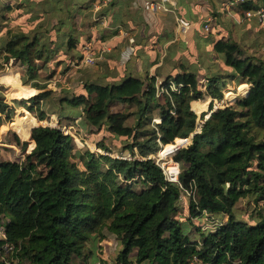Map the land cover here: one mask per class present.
Instances as JSON below:
<instances>
[{"label": "trees", "instance_id": "1", "mask_svg": "<svg viewBox=\"0 0 264 264\" xmlns=\"http://www.w3.org/2000/svg\"><path fill=\"white\" fill-rule=\"evenodd\" d=\"M96 2L0 0V68L17 63L23 84L40 80L41 71L49 79L56 66L82 63L85 47L94 48L89 29L104 16L112 27L140 21L139 10L128 9L130 0L98 10ZM256 6L248 0L243 8ZM249 19L225 25L226 35L211 28L197 34L195 50L168 45L161 61L160 47L172 38L167 31L154 42V59L140 48L123 63L103 53L98 68L79 66L76 86L53 91L41 84L42 94L38 88L18 94L22 110L38 121L49 113L59 123L79 118L105 130L129 157H111L103 142L109 154L80 150L70 135L47 125L28 127L26 141L14 135L24 160L0 158V264L86 263L104 230L116 238L117 254L96 264H188L193 258L264 264V54H257L264 29L258 24L249 36ZM231 83L249 88L197 128L194 101L206 95L212 107ZM114 103L122 109L111 111ZM13 112L0 98V116L9 121ZM183 139L171 157L177 182L167 181L151 156ZM34 158L50 177H39ZM243 198L255 215L236 216Z\"/></svg>", "mask_w": 264, "mask_h": 264}, {"label": "rangeland", "instance_id": "2", "mask_svg": "<svg viewBox=\"0 0 264 264\" xmlns=\"http://www.w3.org/2000/svg\"><path fill=\"white\" fill-rule=\"evenodd\" d=\"M96 36L99 37L100 33H97ZM257 41H259L261 44L264 43V33H262L257 38ZM262 46L260 50L257 51L258 55L264 54V45ZM130 51L131 50H128L127 52ZM114 52L115 51L113 50V53ZM120 53L121 52H118L119 57ZM95 62H97V60ZM84 63L85 62L82 61L81 67L84 66ZM70 66L71 67L63 69L61 71L60 67H54L55 74L49 79H45L47 74L45 71H41L39 74L41 76L40 80H30L27 84H23L21 81V69L17 63L15 64L12 61H9L8 63L3 65L2 69L0 68V98L4 99V101H6V103H8L14 109L12 118L9 121L5 120L3 116H0V158L7 160H24V154L16 144L14 135H17L20 141H26L22 134L32 124L33 125L31 126V129L39 124L61 129L65 134H68L72 137L73 141L75 142V147L77 146L80 150L88 149L94 153L109 154L108 152L106 153L103 149H101L100 144L103 142L104 145L110 147L111 153L109 155L111 157H120L123 159L129 157L126 152H119V150H122V144L116 146L112 142L110 137H107L108 133L105 130L99 131V129L86 126L81 123L79 118L75 119V123L73 121L62 119L60 121V124L58 117L52 113H49V119L43 120L40 123L31 113H26L24 110H22L24 109L22 107L23 99H19L17 97L18 94L24 95V92L35 88L41 90L40 93L42 94L44 90L43 88L39 87V85L41 84L47 85V89H51L53 91H59L61 89H67L68 87L70 88L76 86L75 84L77 80L75 79V75L76 70L79 67L77 66L75 68L73 67V65ZM86 66H95V68H98V66H96L95 64H86ZM246 89V86L236 88V86L231 83V85L224 91L223 98L220 99V101H214L212 107H209L211 100L210 97L203 95L200 99L194 101L197 102L196 106L198 107V109L192 107V101V110L197 114L198 120L204 119L213 111V109L224 106L228 103L229 100L236 97V95H242ZM26 102H28V100ZM121 107V104L114 103L110 106V110L116 111L122 109ZM36 121L37 123H35ZM27 142L29 150H33V146L31 145V143L29 141ZM182 143V140L176 141L171 149L165 150V147H163L151 157L160 165V167L164 166V169L166 171L168 169L175 170L176 167H174V164L176 162H174L171 158L173 154L172 152L174 151L175 146L181 145ZM36 164L37 163L34 158V166L37 169L39 177L43 175L49 176L48 172H44V168L42 166ZM54 184L56 185V182H54ZM262 211V214H264V210ZM234 212L237 217H243L246 215L250 216V214L255 215L254 206L250 201H248L247 198L240 199L235 204ZM103 234L105 238L99 240L97 244L98 249L94 251L95 253L90 256L88 261L86 263H82L80 260L75 258V264H91L92 262L96 264L95 261H97L98 258L105 259L109 263L114 261L118 249L117 240L114 235L107 232L106 230L103 231ZM194 261L197 260L195 259Z\"/></svg>", "mask_w": 264, "mask_h": 264}, {"label": "crops", "instance_id": "3", "mask_svg": "<svg viewBox=\"0 0 264 264\" xmlns=\"http://www.w3.org/2000/svg\"><path fill=\"white\" fill-rule=\"evenodd\" d=\"M145 1L146 0H130L128 9L132 12L139 10L140 21L128 20L127 28H124L121 25H116L114 27L109 26L107 18L104 16L95 27L89 29V31L94 34L95 38V41L91 44H94V48L92 49L89 46L95 57V61L102 60L103 53H108L116 56L118 61L123 63L131 53L137 50V48L142 50L145 49L147 55L154 59L156 53V50L154 49L156 45L154 42L156 41L157 36L170 31L172 33V38L160 47V60L163 61V58L166 56L165 47L168 45L172 44L170 47H173L174 43L177 44V42H180L181 44L183 43V45L185 44V47L189 46L191 49L193 46V49L195 50V36H197V34L206 33L204 30L205 24L209 25V28H211L213 33L217 31L218 35H226L227 32L225 31V25L230 29L231 27L233 28V25L230 22L240 24L245 20V18L242 17L241 11L243 7L226 11L221 5L222 0H171V10L166 11L161 9L154 12L143 10L142 7ZM252 1L257 5L264 4V0ZM100 3L104 5L102 2ZM101 4L96 2L95 10H98L101 7ZM219 21H221V23ZM249 21L250 25H248V27L250 29L248 28V35L254 37L256 35L255 30L258 27V23L255 18H251ZM102 29H105V31H102ZM131 29L134 30L131 31ZM114 30H116V33L111 34ZM244 30H246V28H242V32ZM97 33H103L104 35L111 34V36L103 39L98 37V39H96ZM231 34H233V32H231ZM118 44H120V46H117ZM181 44L177 46V50L179 51L184 50V46ZM113 50L115 51L114 53ZM128 50L131 51L127 52ZM117 51L121 52L120 57ZM193 59L195 60L194 57ZM81 64L73 65V67H79ZM83 65L86 66V63ZM57 67H60L61 71V66ZM69 67L71 66H68L67 68ZM152 70L153 68L151 71ZM241 86H246V90L249 88L248 84H240L236 86V88H240ZM246 90L244 92H246ZM38 122L41 123V121Z\"/></svg>", "mask_w": 264, "mask_h": 264}, {"label": "built area", "instance_id": "4", "mask_svg": "<svg viewBox=\"0 0 264 264\" xmlns=\"http://www.w3.org/2000/svg\"><path fill=\"white\" fill-rule=\"evenodd\" d=\"M100 1L103 4H107V3L111 2L112 0H100ZM170 1L171 0H146L143 3L142 8L144 11H150V12H154V11L161 10V9L169 11V10H171V5H170L171 2ZM247 1L248 0H222L221 5H222L224 10L230 11L232 9L235 10L238 8H242L243 5L245 3H247ZM241 11H242V17L243 18H245V19L255 18L257 23L259 24V26L264 29V4H258L255 8H245V9L243 8ZM204 30L205 31L209 30L208 24L204 25ZM85 49H86V54H85L83 61L86 64L91 65L94 63L95 57L92 54V51H91L89 46L85 47ZM174 167H176L175 170L167 168L168 169L167 171L164 169V166L161 167L167 181L177 182V176L179 173L178 164L175 163ZM0 233L2 234V230H0ZM195 259L197 261L199 260L198 263H197V261H194ZM188 264H209V263L203 262L198 258H193L192 260L189 261ZM223 264H226V263H223Z\"/></svg>", "mask_w": 264, "mask_h": 264}, {"label": "water", "instance_id": "5", "mask_svg": "<svg viewBox=\"0 0 264 264\" xmlns=\"http://www.w3.org/2000/svg\"><path fill=\"white\" fill-rule=\"evenodd\" d=\"M208 116H209V115H208ZM208 116H206V118H207ZM202 123H203V119L198 120V121H197V128L200 127V125H201ZM186 141H187V139L182 140V142H186ZM179 147H180V145L175 146V149H174L173 152H175ZM173 152H172V153H173Z\"/></svg>", "mask_w": 264, "mask_h": 264}]
</instances>
